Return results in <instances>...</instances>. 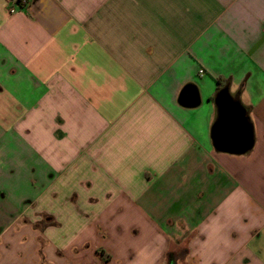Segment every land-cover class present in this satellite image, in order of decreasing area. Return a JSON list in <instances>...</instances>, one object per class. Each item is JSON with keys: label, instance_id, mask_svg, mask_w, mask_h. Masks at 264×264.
<instances>
[{"label": "crops", "instance_id": "0c3cea01", "mask_svg": "<svg viewBox=\"0 0 264 264\" xmlns=\"http://www.w3.org/2000/svg\"><path fill=\"white\" fill-rule=\"evenodd\" d=\"M0 264H264V0H0Z\"/></svg>", "mask_w": 264, "mask_h": 264}, {"label": "water", "instance_id": "95a60500", "mask_svg": "<svg viewBox=\"0 0 264 264\" xmlns=\"http://www.w3.org/2000/svg\"><path fill=\"white\" fill-rule=\"evenodd\" d=\"M180 104L195 107L200 100L194 86L188 85L182 91ZM217 119L211 128L212 145L215 151L231 155H244L254 146V131L249 117L237 96L233 97L224 87L214 99Z\"/></svg>", "mask_w": 264, "mask_h": 264}, {"label": "trees", "instance_id": "16d2710c", "mask_svg": "<svg viewBox=\"0 0 264 264\" xmlns=\"http://www.w3.org/2000/svg\"><path fill=\"white\" fill-rule=\"evenodd\" d=\"M215 80H216V83H217L218 93H219V91L222 89V86H224V83H223V81H222L221 78H216ZM218 93L216 94V96L218 95ZM216 96H215V97H216ZM171 258H172V257L170 256V257H169L170 261L172 260Z\"/></svg>", "mask_w": 264, "mask_h": 264}, {"label": "built area", "instance_id": "2783aa9c", "mask_svg": "<svg viewBox=\"0 0 264 264\" xmlns=\"http://www.w3.org/2000/svg\"><path fill=\"white\" fill-rule=\"evenodd\" d=\"M12 2H15V3H17V2H21V3H23V4H25V2H26V0H11ZM9 12L10 13H14L15 12V9L13 8V6L11 5L10 6V8H9ZM200 73H202L201 71H200Z\"/></svg>", "mask_w": 264, "mask_h": 264}]
</instances>
